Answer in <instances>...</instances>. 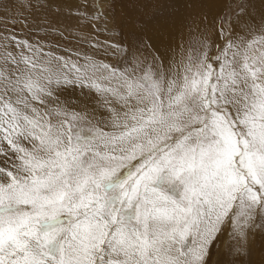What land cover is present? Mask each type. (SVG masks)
Listing matches in <instances>:
<instances>
[{
	"label": "snow or ice",
	"instance_id": "obj_1",
	"mask_svg": "<svg viewBox=\"0 0 264 264\" xmlns=\"http://www.w3.org/2000/svg\"><path fill=\"white\" fill-rule=\"evenodd\" d=\"M0 8V264H250L264 0H229L163 51L136 26L100 41L112 0Z\"/></svg>",
	"mask_w": 264,
	"mask_h": 264
},
{
	"label": "bare ground",
	"instance_id": "obj_2",
	"mask_svg": "<svg viewBox=\"0 0 264 264\" xmlns=\"http://www.w3.org/2000/svg\"><path fill=\"white\" fill-rule=\"evenodd\" d=\"M225 1L223 0V3ZM256 3L259 7V0H256ZM67 4L73 7L75 0H67ZM220 4H222L220 0H215V2L211 0H163L162 7H165L166 11L160 10V13L156 14L157 17L144 21L140 28L144 29V38L153 46V49L161 51L166 48L176 49L183 44L182 39L186 34L185 27L193 28L194 33V21L198 22L206 16L204 24L200 27L204 28L207 25L208 31L213 30L212 20L216 13L224 8ZM51 14L53 13H49L50 16ZM58 19L60 20L59 17ZM130 21L132 22L133 18ZM62 23L66 22L62 21ZM131 25H135L134 22Z\"/></svg>",
	"mask_w": 264,
	"mask_h": 264
},
{
	"label": "rangeland",
	"instance_id": "obj_3",
	"mask_svg": "<svg viewBox=\"0 0 264 264\" xmlns=\"http://www.w3.org/2000/svg\"><path fill=\"white\" fill-rule=\"evenodd\" d=\"M112 2V23L118 25V27L111 32L100 34L98 36L100 41L105 39L111 40L114 37L127 40L128 33L133 29V26H136V28L139 29L144 21L157 17L160 10L162 12L166 11V8L162 7L163 0H112ZM225 2L228 3L229 0H226ZM225 2L220 4L224 8L227 4ZM73 8H75V5ZM221 10L222 8L220 11ZM3 11L4 9L0 8V15L3 14ZM55 12L56 9L53 8L51 12L53 14L51 15H54ZM17 15H19V13H17ZM59 18L61 23L62 21L67 22L65 16L62 15ZM132 18V22H134L135 25H131L132 22L130 20ZM119 23L123 24L121 25ZM17 27L19 28L20 26L17 25ZM185 29L186 34L182 39V43L186 45L187 42L193 38V28L185 27ZM73 31L75 32L76 30L73 29ZM18 34L23 36L25 33L18 32ZM85 47H87V45H85ZM250 264H264V241H261L259 238H257L253 247Z\"/></svg>",
	"mask_w": 264,
	"mask_h": 264
}]
</instances>
